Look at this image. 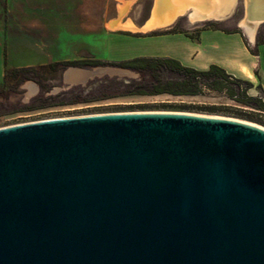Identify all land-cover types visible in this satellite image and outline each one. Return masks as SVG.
Returning <instances> with one entry per match:
<instances>
[{
  "label": "water",
  "instance_id": "water-1",
  "mask_svg": "<svg viewBox=\"0 0 264 264\" xmlns=\"http://www.w3.org/2000/svg\"><path fill=\"white\" fill-rule=\"evenodd\" d=\"M0 264H264V128L151 112L0 128Z\"/></svg>",
  "mask_w": 264,
  "mask_h": 264
},
{
  "label": "rangeland",
  "instance_id": "rangeland-1",
  "mask_svg": "<svg viewBox=\"0 0 264 264\" xmlns=\"http://www.w3.org/2000/svg\"><path fill=\"white\" fill-rule=\"evenodd\" d=\"M65 1L63 34L46 39L33 32L39 46L29 47L21 44L25 31H15L17 44L6 52L8 60L0 76V128L62 118L139 112L235 119L264 128V91L252 83V78L230 74L232 78L222 75L202 77L196 79L201 85L194 96L131 95L132 87L149 78L112 64L141 57L140 54L146 52L169 47L180 49L181 43L167 34L182 33L197 38L202 30L240 33L250 49L256 52L264 44V23L257 27L252 39L242 25L246 0H231L225 15L217 20L192 21L190 17L198 7L190 5L169 27L141 33L116 25L131 20L142 25L156 11L157 0L155 4L152 0ZM72 14L74 21L70 20ZM13 32L11 29L10 33ZM26 48L33 51L22 52ZM25 55H31L34 61L24 68L34 70L14 77L11 72L19 69L12 66L14 60ZM65 62H98L100 66L48 68L51 64ZM163 76L167 81L179 80L173 73ZM25 78L30 80L24 81Z\"/></svg>",
  "mask_w": 264,
  "mask_h": 264
},
{
  "label": "crops",
  "instance_id": "crops-1",
  "mask_svg": "<svg viewBox=\"0 0 264 264\" xmlns=\"http://www.w3.org/2000/svg\"><path fill=\"white\" fill-rule=\"evenodd\" d=\"M154 4L155 0H152ZM65 0H0V76L8 58L6 52L17 44V30H24V46H39L33 32L47 38L59 36L65 30ZM73 4V2H71ZM60 6V7H59ZM155 10L153 11V13ZM142 25L131 21L136 31L141 33L153 15ZM70 20L74 21L72 14ZM7 21V22H6ZM13 33H10V30ZM9 31V32H8ZM180 42V49L171 48L162 51L146 52L141 57H170L180 61L184 66L205 71L211 65L224 69L228 74L239 78H252L255 86L264 91V44L252 53L249 45L240 33L221 30H202L197 38L182 33L167 34ZM43 44V43H42ZM33 49H22V52ZM34 58L25 55L14 60L13 67L24 68L33 64Z\"/></svg>",
  "mask_w": 264,
  "mask_h": 264
},
{
  "label": "trees",
  "instance_id": "trees-1",
  "mask_svg": "<svg viewBox=\"0 0 264 264\" xmlns=\"http://www.w3.org/2000/svg\"><path fill=\"white\" fill-rule=\"evenodd\" d=\"M252 53H256L252 51ZM115 67L140 73L148 77L137 87H132L129 91L131 95H162L171 94L175 96H194L198 94L201 83L196 79L210 77L212 75H222L231 77L219 66L211 65L207 70L201 71L191 67L184 66L180 61L170 57H135L112 63ZM70 66L80 67H98L100 64L87 62H65L62 64H51L48 68L56 70L58 67L65 69ZM46 69V67H42ZM32 68H19L11 72L14 77L20 73L32 71ZM164 73H173L179 77V80L167 81L164 79ZM232 78V77H231ZM25 78L24 81H29ZM252 87V86H251Z\"/></svg>",
  "mask_w": 264,
  "mask_h": 264
},
{
  "label": "bare ground",
  "instance_id": "bare-ground-1",
  "mask_svg": "<svg viewBox=\"0 0 264 264\" xmlns=\"http://www.w3.org/2000/svg\"><path fill=\"white\" fill-rule=\"evenodd\" d=\"M230 2L231 0H157L156 15H153L141 31L169 27L176 16L190 5L198 7L190 17L192 21L221 19L228 10ZM263 17L264 0H246L245 19L242 25L252 39L257 27L264 23ZM116 26L124 30L136 31L133 23L122 24L120 22Z\"/></svg>",
  "mask_w": 264,
  "mask_h": 264
}]
</instances>
